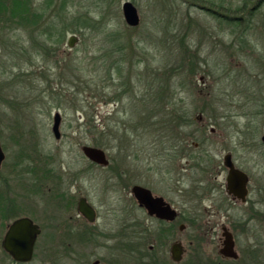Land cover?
<instances>
[{
	"label": "rangeland",
	"instance_id": "rangeland-1",
	"mask_svg": "<svg viewBox=\"0 0 264 264\" xmlns=\"http://www.w3.org/2000/svg\"><path fill=\"white\" fill-rule=\"evenodd\" d=\"M28 1L42 16L32 32L0 17V204L11 209L0 219V240L11 215L42 228L32 260L19 264H153L123 249V208L132 202L110 176L124 170L131 185L145 174L168 195L175 177L189 187L199 174L182 169L185 156L171 153V179L159 156L186 139L194 160L220 163L231 152L254 192L229 210L237 258L219 253L220 228L211 235L187 221L177 234L186 249L179 264H264V0ZM125 1L137 9L136 26L124 20ZM79 14L89 20H74ZM52 21L51 39L42 32ZM92 138L104 144L110 168L84 157L81 146ZM155 165L160 170L149 173ZM49 167L61 175L59 188L43 180ZM61 189L67 209L58 207ZM181 194L170 196L182 201ZM79 196L96 208L94 222L78 215ZM169 247L156 251L162 264H172ZM8 261L0 250V262Z\"/></svg>",
	"mask_w": 264,
	"mask_h": 264
},
{
	"label": "flooded vegetation",
	"instance_id": "flooded-vegetation-1",
	"mask_svg": "<svg viewBox=\"0 0 264 264\" xmlns=\"http://www.w3.org/2000/svg\"><path fill=\"white\" fill-rule=\"evenodd\" d=\"M142 135L143 133L141 134V136ZM153 138H157V137L154 136ZM154 142H156V139ZM185 142L186 143L184 144L182 143L180 151H175L176 145L174 144H172L173 150L169 148L167 149V147L164 146L163 148L166 147L167 150H164L162 154H159V156L164 155V158L162 159L163 162L165 163L164 166L166 168V172L164 173L168 174L170 179L172 172L170 164H172L173 162V160L169 159L171 157L170 156L171 153L173 156H175V153H179L178 155L179 157L185 156L184 157L185 164L183 165L184 167H182V169L184 170V168L188 167V170L194 169L195 172L199 174L198 177L190 176L189 187H183V183L180 182L177 177H175L173 179L172 184L168 188L169 191V195H168L167 194L168 192L157 193L156 192L157 190L153 188V185H151V183L148 182V180L150 179L149 176H146L145 174L143 175L144 180L140 178L139 181H137L136 183H132L131 185L129 179H127L128 175L124 170L118 172L117 175L115 176L114 175L110 176L111 178L114 179L116 178L117 181H119V182L116 181L117 184L122 185L123 190H126L127 193L126 197L130 196V200L132 202L131 204H126L125 207L123 208V212H125V216L122 221L121 234H120V237H122L123 240V249L126 251V253H129V255L134 253L138 255H142L143 260L148 259L149 263H153V264L164 263L163 261L161 262V259L159 258L156 251L158 248L163 246V243L166 242H170L169 255H170V260H172V264H179L181 262V260L175 261L172 259L171 247L173 243L180 242L182 245V251H183L182 257H183V254L186 252V249L183 246L182 241L177 239V234H178V230L184 231L188 222L193 224L199 223L200 227L204 226V229L207 230L211 235H215L217 229L220 228L221 234L220 237H218V239L219 241H221V244L224 239L222 235V233L224 232L223 228H226L232 233L235 243L236 238L232 231V226L230 225L233 219L229 216V210L233 205L236 204H240V205L248 204L249 200L251 199L250 198L251 190L254 192V189H250L249 187V182L251 181L249 173L245 169L241 168L238 164H236L235 160L233 159V154L231 152L225 153L222 158V162L220 163H218L217 161H212L209 158H206V156L204 155L194 160L193 156H191L193 152L190 150V147L194 144L191 143L187 144L189 142L187 139L185 140ZM92 146H96V145H92ZM99 148H102L105 151L106 159L108 160L107 165L98 164L90 160L88 157H86L83 154L84 157L90 162L91 165L94 164L95 167L110 168L109 167L111 163L110 157H108L106 150L103 147H99ZM226 155H229V159L233 162L234 167L240 169L247 175L246 193L244 200L241 198H237L236 196L228 193L227 191V175L229 168L224 164ZM4 160H5V152H4V159L2 160L0 169L2 167ZM159 170H160L159 166L157 165L151 167L149 166L148 168L149 173H154L153 171H159ZM78 174L79 171H76L75 174H71V181L76 180ZM188 175H191V173H189ZM60 179H61V175L58 172H55L54 168L52 167L51 168L49 167V170L44 172L43 180L51 181L53 183L55 181L54 183L55 189L56 187L57 188L60 187L61 184ZM180 185H182V187H180ZM135 186H139L144 190L148 191L147 192L148 195L146 193H140V197H137L134 192ZM259 189L260 191L262 190L261 188ZM61 190H62L61 192L59 191L61 197L58 200V207L60 208L63 207L62 209H67V207L70 206V202L67 200L69 198L68 192L66 193L64 189ZM175 191L182 192L181 194L183 197L182 201H176V199L173 196L172 197L170 196V194L172 195L175 194ZM81 197H84L87 200V202L94 208L95 217L93 221H89L79 211L78 203ZM149 198H151V200H155V199L160 200L159 202L161 203H159L160 206L159 210L161 211L162 208L167 207L169 212L170 210L171 211L173 210L175 212L174 216L172 218H169L167 216H162V215L159 216L157 215L156 212L150 213L149 208L146 204V201L150 203ZM259 201L263 203L264 197H260ZM0 206L2 208V210H0V219H1L3 218V216L7 217L11 213V209L6 208L8 205L3 207V204H0ZM131 207H133V209L134 207L138 209L141 212V216L139 215L136 216L135 214H133L134 210L131 209ZM130 210L132 213H130ZM76 211L79 216H81L88 222H94L97 218L96 208L88 201V199L85 196L78 197V200L76 202ZM162 211L164 212V210ZM25 216L31 218L35 223H37L31 216L28 215H22V216L11 215V217H15V218H13L9 223L6 224L3 237L0 240V250L9 259V261L7 263L0 262V264L27 263V262H18L14 260L13 257L3 247L4 236L7 231L8 225L15 219ZM221 219L222 222L219 221ZM147 221H149V223H147ZM39 227L42 232V228L40 225ZM146 245H147V249H145ZM139 260L142 263V260L140 258ZM186 264H190V263H186Z\"/></svg>",
	"mask_w": 264,
	"mask_h": 264
},
{
	"label": "water",
	"instance_id": "water-1",
	"mask_svg": "<svg viewBox=\"0 0 264 264\" xmlns=\"http://www.w3.org/2000/svg\"><path fill=\"white\" fill-rule=\"evenodd\" d=\"M122 13L124 20L128 25L136 26L137 24H139V15L136 7L132 2L125 1L122 4ZM76 40L77 37L75 35H71L68 38L67 44L70 47H73ZM59 124L60 115L58 112H56L52 127L53 133L56 138H59L60 136ZM262 140L264 141V136L262 137ZM81 150L83 154L90 160L101 165L108 164L105 151L102 148L84 144L81 146ZM225 158L226 159L224 164L229 168L227 175V191L237 198H241L244 200L246 193L247 175L240 169L234 167L233 162L229 159V155H226ZM3 159L4 152L0 144V166ZM134 192L137 197H140V193L147 194L148 191L139 186H135ZM149 199L148 200L150 201V203L146 201V204L149 208L150 213L156 212L159 216L162 215L169 218H172L174 216L175 212L173 210H170L169 212L167 207L162 208L161 211L159 210V203H161L159 202L160 200H151V198ZM78 209L89 221L94 220L95 210L84 197L80 198ZM162 210H164L165 213ZM223 230L224 232L222 233V235L224 239L222 242V247L219 249V253L224 257L227 256L237 258L238 254L234 248L235 243L233 235L226 228H223ZM40 233L41 229L39 225L35 223L31 218L26 216L17 218L8 225L7 231L4 236L3 247L13 257L14 260L18 262H30L33 258L35 244ZM182 253L183 251L181 243H173L171 247L172 259L175 261H179L182 258Z\"/></svg>",
	"mask_w": 264,
	"mask_h": 264
},
{
	"label": "trees",
	"instance_id": "trees-1",
	"mask_svg": "<svg viewBox=\"0 0 264 264\" xmlns=\"http://www.w3.org/2000/svg\"><path fill=\"white\" fill-rule=\"evenodd\" d=\"M28 2H29L28 0H0V17L4 16L3 22H6L7 20H12L14 24L13 27L14 29H16V27L20 28L21 26H24V28L27 30H31V32L37 29V26L40 25L42 19L41 12H39L40 10L37 9L36 7L30 8L29 6L30 4ZM86 16L87 15L85 14H79L74 20L78 18H83L85 21H88L89 18ZM63 17L64 16H61L60 18L62 19ZM56 23L57 22H53V21L50 22L49 24L46 23L48 26L44 29L46 30V32L44 33L42 32V35H48L50 37L51 33L55 34L54 28L56 29L55 27ZM3 24H4L3 26H9L6 25V23ZM67 28L68 26L66 28H62L60 32L61 39L59 42L63 41L64 35L67 33ZM91 84H93V82H91ZM107 131H105L104 133L108 134ZM104 133L101 131V136H104ZM92 142L96 146L99 147L104 146V144L101 141L97 140L96 138L94 139L92 138Z\"/></svg>",
	"mask_w": 264,
	"mask_h": 264
}]
</instances>
